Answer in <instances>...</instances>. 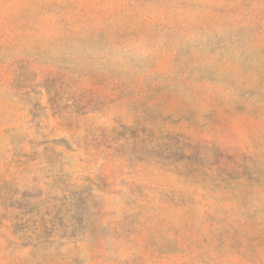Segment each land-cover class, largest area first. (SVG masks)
Listing matches in <instances>:
<instances>
[{
  "label": "rangeland",
  "instance_id": "obj_1",
  "mask_svg": "<svg viewBox=\"0 0 264 264\" xmlns=\"http://www.w3.org/2000/svg\"><path fill=\"white\" fill-rule=\"evenodd\" d=\"M0 264H264V0H0Z\"/></svg>",
  "mask_w": 264,
  "mask_h": 264
}]
</instances>
